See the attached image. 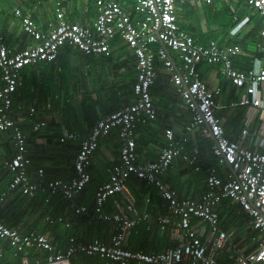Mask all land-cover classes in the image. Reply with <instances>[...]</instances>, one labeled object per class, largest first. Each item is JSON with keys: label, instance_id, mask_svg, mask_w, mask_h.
I'll use <instances>...</instances> for the list:
<instances>
[{"label": "built area", "instance_id": "2783aa9c", "mask_svg": "<svg viewBox=\"0 0 264 264\" xmlns=\"http://www.w3.org/2000/svg\"><path fill=\"white\" fill-rule=\"evenodd\" d=\"M178 1L136 0L135 10L128 11L116 0H96V20L93 25H86L67 20L61 0H58V23L49 30L42 29L22 9H15L23 30L33 40L26 48L15 51L0 34V78L3 82L0 88V131L12 132L17 149L7 162L12 174L7 191L19 188L34 196L43 187L52 194L61 191L72 198L92 180L89 168L100 140L113 131L118 132L121 140L118 161L114 158L110 180L98 186L93 207L95 216L107 221L112 228L109 243L98 240L71 243L64 251L48 253L45 256L47 264H67L77 253L96 256L105 260V264H224L220 261L223 254L227 264H264V0H245L260 19L263 43L262 54L254 56L250 68L243 70L234 64L235 57L241 52L240 47L222 45L214 39L202 43L182 29L177 18ZM183 1L214 3V0ZM250 21L251 16H245L230 33L236 35ZM117 36L137 59L133 99L121 109L97 120L81 143L74 165L75 176L71 180L46 181L43 177L45 170L39 167L40 182L33 181L29 176L32 160L27 137L10 115L13 95L22 84V69L41 61H54L66 41L87 55L108 53L111 41ZM157 60L169 74L182 105L191 112L186 132L180 136L186 139L188 132L198 130L211 142L212 154L217 159L218 165L209 167L206 190L198 199L182 197L165 183V174L175 157L183 152V144L173 130L166 132L168 145L156 160H138L137 128L157 114L151 92L157 77ZM202 63L216 65L220 76L239 97L226 98L220 85L211 87L202 80L198 69ZM231 107L244 108L243 127L238 139L226 135L220 115V110ZM40 125L38 123L36 127ZM75 136L72 133L66 135L67 138ZM198 160V154L191 157V163L196 164ZM219 167L224 170L221 172ZM195 169H201L200 165ZM133 175L155 186L166 201L168 212L156 218L158 232L170 234V242L163 250L145 252L132 250L127 245L134 228L150 219L149 212L132 208L134 214L129 215L105 209L109 198L119 192H126L130 202L135 204L136 198L127 188ZM8 197V192L0 195V211ZM226 199L237 202L251 217L252 227L259 232L256 251L248 252L236 241L235 231L222 226L218 207ZM78 211L88 213V207L82 205ZM151 227L149 223L147 228ZM0 238L10 241L16 256L27 248L52 249L46 235L35 231L21 232L1 220Z\"/></svg>", "mask_w": 264, "mask_h": 264}, {"label": "crops", "instance_id": "0c3cea01", "mask_svg": "<svg viewBox=\"0 0 264 264\" xmlns=\"http://www.w3.org/2000/svg\"><path fill=\"white\" fill-rule=\"evenodd\" d=\"M3 1L0 0V34L5 37L7 45L15 51L22 50L33 42L31 37L23 31L21 21L15 15L16 8L28 13L44 30H49L52 25L58 23L56 16V2L58 0H8L14 3L11 6L12 8H10L11 10L13 9L12 13L8 14L4 12V8L9 5H4ZM117 1L128 11L135 10L136 0ZM61 3L69 21L86 25H93L95 22L98 14L96 0H61ZM216 4L217 0H214V8H216ZM203 6L205 7L206 5L202 2L179 0L177 2L179 23L188 26V28L202 31L196 10L198 8L203 10ZM202 15L204 19L207 18V12H203ZM14 17L17 25L12 21ZM253 21L248 22L237 34L241 33L244 36L252 31L258 33L257 27L260 24V20L258 22ZM249 24L253 26L242 33ZM18 26L20 33L18 32ZM230 38H233L231 33L220 44L227 45ZM74 51L75 54L72 55L58 56L52 63L33 64L23 68L21 72L22 84L13 95L14 101L10 115L27 137L29 155L33 160L32 167L30 166L29 169V176L37 183L40 182L39 174L36 171L39 167L44 168L43 177L46 178L48 176L45 179L46 181L56 179L62 181L71 180L75 176L74 165L81 143L89 136L97 120L115 110L121 109L133 99V86L131 84L133 80H136L137 59L123 39L117 36L111 41L110 51L105 54V56L107 55L105 60L108 63L114 59L115 55H123L124 59L121 60L123 64L126 66L128 62L130 63L132 73L128 77L126 84L122 81L118 84L116 83L118 74L121 73L118 71L119 65L116 64L113 67L114 72L111 73L112 81L116 84L115 86L119 85V88L122 87L123 90H119L122 93L118 90L115 93L110 92L107 94L109 97L103 105L95 104L93 106L85 101L74 106L66 104L65 102H69L71 99V92L74 95L81 94V91L87 92L86 89L89 83L93 84L94 81H97V83L101 84L107 79L105 77L106 69L98 66L97 62L94 61L95 56L98 54H91L94 56L89 59L83 57L77 48ZM117 51L121 53L119 54ZM76 56L77 58H75ZM253 58L249 57L250 64L248 68H250ZM157 62V78L152 88V96L158 114L152 122L142 125L139 130L137 128L138 160L140 162L156 160L162 149L168 145L166 132L173 130L178 134V141L183 144V152L175 157L172 167L165 174V183L167 186L175 188L182 197L188 196L198 199L206 190L207 171L203 172L201 169H195L198 163H191V157L194 154H198L199 158L201 156V160L205 163L212 161L211 164L213 165H218L217 159L212 154L211 149L208 148L210 141L206 144L202 143V140L207 139L202 137L198 130L188 132L186 139L180 136L181 133L186 132V126L191 119V112L182 105L162 62L159 60ZM61 63L74 68L75 73L72 70L70 74L72 78L83 72H80L79 69L85 64L87 78L91 76V79L84 78L83 82L79 83V85L77 84V88L75 84L68 83V73L61 77L59 70L61 69V66H59ZM90 67L92 68L90 69ZM63 69L66 70L68 67ZM217 69V66H215L214 70L212 67L204 66L202 68L203 74L209 72L205 81L211 87L220 85L219 79L221 76ZM59 78L60 81H58ZM2 84L3 82L0 78V88ZM126 85H130L129 90H124ZM224 85L225 88L223 90L226 98L228 96L230 99L239 97L226 81ZM29 96L32 97L29 98ZM66 97L68 99L64 101ZM170 102H172L171 107L168 105ZM220 115L224 122L226 134L233 139H238L243 127L244 108L231 107L223 109L220 110ZM38 123L41 125L37 128ZM156 125L158 127H155ZM115 132L118 134L117 131ZM71 133L76 136L67 138L66 135ZM117 136L119 137V135ZM63 137H65L64 140ZM120 144V138L115 141L110 140L109 137L102 140V144L93 155V162L89 168L92 180L79 194L69 198L61 191L52 194L48 188L41 187L34 196H31L25 194L19 188L7 191L12 180V174L7 167V162L13 158L17 149L12 132L0 131V195L3 192L9 193V197L1 208L0 220L21 232L35 231L42 233L49 238L52 244L51 250L27 248L16 256L10 241L7 238H0V262L5 264H47L45 256L48 253L64 251L71 243L80 244L95 240L109 243L112 234L110 224L93 216L92 214L94 213L91 210H93L95 204V193L98 186L110 180L114 166L113 161L114 158L115 160L118 159ZM219 168L221 172L224 170L223 167ZM144 181L133 175L127 182V188L136 198L135 204L130 202L126 192H119L109 198L105 209L108 212H124L129 215L134 214L132 208L136 209V211L149 212L150 219L146 222H140L136 229L138 236L145 234L151 238L150 241L138 237L139 240L135 239L133 243L129 245L128 242L127 245L131 246L130 249L134 248L132 250L159 251L165 249L170 242V234L167 231L164 234H160L156 230V218L168 212L167 204L161 197L160 191L153 185L145 184L146 181L145 183ZM148 198L150 199L149 201H147ZM230 202L234 204L232 214L239 213L241 215L240 219L249 217V214L234 200ZM82 205H86L88 207L87 212L91 211L92 214L79 212L78 209ZM149 223L152 228L146 231L145 228H147ZM221 224L223 226L222 220ZM244 225L252 228L250 218ZM234 229V227H231L229 230ZM253 232L254 229H250L249 237H245L246 242L255 241ZM247 244L245 243V246ZM249 248L247 249L250 250ZM80 255L81 253H77V255L72 256L67 264H91Z\"/></svg>", "mask_w": 264, "mask_h": 264}, {"label": "trees", "instance_id": "16d2710c", "mask_svg": "<svg viewBox=\"0 0 264 264\" xmlns=\"http://www.w3.org/2000/svg\"><path fill=\"white\" fill-rule=\"evenodd\" d=\"M233 2H235L236 3V5H237V9H236V11H233L232 9H231V7H230V5H227V4H225L224 6H223V8H224V15H226L227 17H228V20L227 21H224L223 20V23H224V25H225V33H224V35L221 37V39L220 40H218L216 37H213V36H209L208 34H207V32H203V33H201V31L200 30H195L194 28H188V26H185V25H183V24H180L179 23V25L182 27V29H184L185 31H187L188 33H190L191 35H193L194 37H196L197 39H198V41L199 42H202V43H207L208 41H210L211 39H214V40H216V41H218L219 43H223V41L225 40V38L227 37V35L230 33V30L232 29V28H234L238 23H239V21L242 19V18H244L245 16H248V15H250L251 16V20L253 21L254 20V22L256 21V22H258L260 19H259V17L257 16V13L255 12V10L250 6V5H248L247 3H246V1L245 0H232ZM204 5H206V7H205V9H206V12H207V19H209L210 17H213V16H215L217 13H218V11H217V9L216 8H214V6H213V4H205V3H203ZM256 13V14H255ZM235 17H237V19H235ZM223 19V18H222ZM68 20V19H67ZM20 21H21V19H20ZM72 22V21H71ZM260 22V21H259ZM260 24L258 25V27H257V29L259 30V32L257 33V32H255V31H252V32H249V33H247V34H245L244 36H242L241 35V33L240 34H236V35H234L233 36V38H230L229 39V43L227 44V45H236V46H238V47H240L241 48V52H240V54L239 55H237L236 57H235V61H234V64L236 65V67H238V68H241V69H247L248 67H249V64H250V59H249V57L250 58H252V57H254V56H256V55H261L262 54V43H263V41H262V37H261V35H260ZM23 29V28H22ZM24 31V30H23ZM25 32V31H24ZM26 33V32H25ZM27 34V33H26ZM28 35V34H27ZM258 35V36H257ZM29 36V35H28ZM242 36V37H241ZM224 37V38H223ZM257 37V38H256ZM158 45H160L159 43H158ZM22 48H24V47H22ZM26 48V47H25ZM75 48H77L80 52H81V55L83 56V57H85V58H89V59H91V58H93V56L94 55H91V54H89V55H87V54H85L83 51H81L77 46H74L73 44H71V43H69V41H66L61 47H60V49H59V54H58V56H62V55H72V54H75ZM58 58V57H57ZM56 58V59H57ZM55 59V60H56ZM54 60V61H55ZM54 61H50V62H48V61H41V62H38L37 64H39V63H52V62H54ZM206 64H208V63H206ZM36 65V64H35ZM156 65H158V62H157V64ZM204 65L205 64H200L199 65V72H200V76H201V78H202V80H204L205 81V79H207V76H208V73L209 72H207L206 74H203L202 73V68H204ZM212 64H210V66H211ZM214 66H216V65H214ZM156 72H157V68H156ZM157 78V77H156ZM134 82H135V80H133V82H132V84H131V86H133V84H134ZM225 82V81H224ZM130 85H126L125 86V89L124 90H129V87ZM222 88H225V85L223 84V85H220ZM152 88H153V86L151 87V92H152ZM123 90V89H122ZM14 101V100H13ZM13 106V105H12ZM115 109H118V108H115ZM158 114V113H157ZM157 114H156V116L153 118V119H150L147 123H149V122H152L156 117H157ZM142 125H146V124H140L139 126H138V130L142 127ZM137 130V131H138ZM113 132H115V131H113ZM112 132V133H113ZM111 133V134H112ZM116 133V132H115ZM115 133H113V135H108V136H106L105 138H110V140H113V141H115V140H117V138H119L117 135V133L115 134ZM137 134V133H136ZM227 135V134H226ZM104 138H102L101 140H100V142H99V147H100V145L102 144V140H103ZM201 139H203V138H201ZM209 141L207 140V143H208ZM121 145V144H120ZM99 147L96 149V150H98L99 149ZM138 147V142H137V145H136V148ZM208 148L209 149H211V142H209V145H208ZM119 152H120V149H119ZM30 156V155H29ZM31 158V157H30ZM31 160H32V158H31ZM201 156H200V158H199V160H198V164H200L201 165V170L204 172V171H207V174H208V170H209V167H210V165H213V164H211L212 163V161L210 162H208V163H205L203 160H201ZM32 164H33V160H32V163L30 164V166L32 167ZM29 169H30V167H29ZM36 171H38V168L36 169ZM48 177V176H47ZM46 177V178H47ZM46 178H44V179H46ZM139 179V178H138ZM142 180V179H141ZM144 181V180H143ZM144 183H145V181H144ZM145 184H148L147 182L145 183ZM171 188V187H170ZM229 201H231V200H225V201H223L220 205H219V207H218V211H219V214H220V219L222 220V222H223V226H224V228H226V229H230L231 227H233V226H235V225H237V226H242V225H244L245 223H246V221H248L249 220V217L247 218V219H245V218H243V219H240V217H241V215L239 214V213H233L232 214V207H233V203H229ZM239 207V206H238ZM239 210H240V207H239ZM91 211H93V210H91ZM88 212V214H92V212ZM94 213V212H93ZM93 216H95L94 214H92ZM234 217V218H233ZM239 217V218H238ZM137 226L134 228V230H133V233H132V235H131V237L129 238V240H128V242H129V245H130V243H133L134 242V240L136 239V240H139L138 239V237H136V235L135 234H137ZM152 228V227H151ZM146 229V231L147 230H150V229H148V228H145ZM156 230H158V227L156 228ZM253 234L255 235V236H257V233H255V232H253ZM133 237H135L134 238V240H132V238ZM128 245V247L129 248H131V246H129ZM254 248H255V246L253 247V246H251V248H249L250 250H254ZM132 249H134V248H132ZM137 249V248H136ZM141 249H144V248H141ZM82 258H86V260L88 261V262H90L91 264H105V260H103V259H100V258H98V257H94V256H92V257H90V256H87V255H80ZM226 257H225V254H223L222 255V257L220 258L221 260V262H223L224 264H227L226 262V259H225ZM132 263H134V264H136L135 262H132Z\"/></svg>", "mask_w": 264, "mask_h": 264}, {"label": "rangeland", "instance_id": "374dc122", "mask_svg": "<svg viewBox=\"0 0 264 264\" xmlns=\"http://www.w3.org/2000/svg\"><path fill=\"white\" fill-rule=\"evenodd\" d=\"M3 2H4L3 3L4 5H9V6H5L4 12L6 14L12 13L13 9L11 10L10 8H12L11 6H13L14 3L12 1H8V0H4ZM225 4L230 5L231 9L233 11H236L237 5L232 0H217L216 9H217L218 13L215 16L210 17L209 19H207V18L204 19L203 15H202L203 12H206V9H205L206 6L205 7L203 6V10H201L199 8L196 10V12L198 13L197 16L200 19V27L202 29L201 33L207 32V34L209 36L216 37L218 40L221 39V37L225 33V25L223 23V20L224 21L228 20V17L226 15H224L223 6ZM182 11H184V10H182ZM13 19H14V20H12L13 23L15 25H17L16 18L14 17ZM251 26H253V25L249 24L242 31V33H244L247 29L251 28ZM18 32L20 33L19 26H18ZM118 53L120 54L121 52H118ZM105 54L106 53L98 54L97 56H95L94 61L97 62L98 66L106 69L105 77H107V79H105V81L103 83H101V84L97 83V81H94L93 84H90L88 82L89 85H88V87L86 89L87 92L81 91L82 93L78 94V95H74V93L71 92V95H70L71 99L69 98L70 101L69 102H65L66 104L74 106V105H78L79 103L85 101L86 103H88L90 105H93V106H95V104L103 105V104H105V101H107V99L109 97L107 94H109L110 92H114L115 93L117 90L118 91L122 90V87L119 88V85L115 86L116 84H114V82L112 81V74L111 73L114 72V68L113 67L116 64L119 65V70L118 71H120L121 73L118 74V79H117L118 81H116V83L118 84V83H120V81H122L124 84H126L128 82L127 81L128 77L132 73V70H131V67H130V63L128 62V64L126 66L123 64V62L121 61V60L124 59L123 55H121V56H116L115 55L114 59L107 63L106 60H105L107 55L105 56ZM75 58H77V56ZM116 61H117V63H116ZM59 66H61V69H59L60 73H61V77H64L66 73L69 74L68 83H70V84H75V86H77V84L79 85V83L83 82L84 78H87V71H86L85 64H83L80 67V69H79L80 72L81 71H83V72L77 74V76L75 78L74 77L72 78L70 76L72 70H73V73H75L74 68H71L69 65H67L65 63L64 64L61 63ZM204 66L205 67H212L213 70L215 69L214 65L210 66V64H205ZM64 67H68V69L64 70L63 69ZM73 67H75V65H73ZM91 68L92 67H90V69ZM90 69H88V70H90ZM87 79H91V76H88ZM58 81H60V78L58 79ZM219 84L220 85L224 84V78L220 77ZM77 88H78V86H77ZM120 93H122V92H120ZM31 97L32 96H29V98H31ZM52 98H50V99H52ZM66 99H68V97L64 98V101ZM171 103L172 102L168 103L169 107H171ZM155 127H158V125H156ZM202 143L206 144L207 140H202ZM233 227L235 228L234 231H235L236 236L240 235L241 238L244 240V243L241 244L242 246H244L245 245V237H249L250 229L251 230H253V229L250 226L246 227L245 225H242V226L235 225ZM247 231H249V232H247ZM135 235H136V237H140L141 239H147L149 241L151 239L149 236H147L145 234H140L139 236L137 234H135ZM134 238L135 237H133L132 240H134ZM247 242H250V241H247Z\"/></svg>", "mask_w": 264, "mask_h": 264}, {"label": "clouds", "instance_id": "9594fccd", "mask_svg": "<svg viewBox=\"0 0 264 264\" xmlns=\"http://www.w3.org/2000/svg\"><path fill=\"white\" fill-rule=\"evenodd\" d=\"M117 1V0H116ZM119 2V1H118ZM206 4V3H205ZM212 4H214V3H212ZM122 5V4H121ZM177 18H178V15H177ZM251 22H252V20H251ZM178 23H179V19H178ZM161 45L162 46H164V44H162L161 43ZM226 200H228V199H226ZM232 200V199H231ZM225 201V200H224ZM237 203V202H236ZM238 204V203H237ZM249 218H250V221H251V217L249 216ZM253 228V227H252ZM254 229V228H253ZM254 232L255 233H257V236H255V241H253V242H246L245 241V243H248L247 244V246H242L241 244L242 243H244V240L241 238V236L239 235V236H236V241L239 243V245L240 246H242L244 249H246L248 252H251V251H256L257 250V248H258V243H257V241H258V237H259V232H258V230H256V229H254ZM251 246H255V248H254V250H248L247 248H249V247H251Z\"/></svg>", "mask_w": 264, "mask_h": 264}, {"label": "water", "instance_id": "95a60500", "mask_svg": "<svg viewBox=\"0 0 264 264\" xmlns=\"http://www.w3.org/2000/svg\"><path fill=\"white\" fill-rule=\"evenodd\" d=\"M163 44V43H162ZM164 47H165V45H164ZM167 50H168V48L167 47H165Z\"/></svg>", "mask_w": 264, "mask_h": 264}]
</instances>
